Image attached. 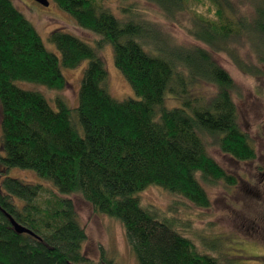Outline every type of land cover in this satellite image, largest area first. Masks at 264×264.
Listing matches in <instances>:
<instances>
[{"label":"trees","instance_id":"obj_1","mask_svg":"<svg viewBox=\"0 0 264 264\" xmlns=\"http://www.w3.org/2000/svg\"><path fill=\"white\" fill-rule=\"evenodd\" d=\"M50 1L97 39L92 46L56 29L48 40L57 56L12 0H0V169L29 170L44 182L0 180V264H91L83 252L87 234L77 196L121 223L137 264H222L176 232L164 211L143 205L139 194L158 187L181 204L208 208L206 187L236 180L208 154L207 137L236 162L256 158L239 123L234 82L212 52L244 37L264 64L262 0L253 2L258 16L251 24L237 16L231 0H145L173 21L191 2H209L205 6L216 19L196 13L189 30L204 48L171 44L136 8H124L123 18L97 0ZM107 45L136 99L118 101L108 93L100 54ZM84 61L75 108L60 97L53 107L41 93L16 84L62 91V68ZM201 83L211 88L209 95L193 93ZM168 96L183 107L166 108ZM8 216L32 235L17 233Z\"/></svg>","mask_w":264,"mask_h":264},{"label":"rangeland","instance_id":"obj_2","mask_svg":"<svg viewBox=\"0 0 264 264\" xmlns=\"http://www.w3.org/2000/svg\"><path fill=\"white\" fill-rule=\"evenodd\" d=\"M12 1L34 25L49 52L58 56L57 49L48 40L49 33L56 29L94 46L97 36L78 27L75 20L52 1L48 0V7L34 0ZM97 1L117 17H125L122 11L124 8H136L142 19L159 28L163 39L178 47H205L189 34V30L194 27L193 17L196 13L206 19H216L213 12L208 11L205 6L209 2L204 5L191 2L188 9L173 21L165 19L156 5L145 0ZM254 1L231 0L239 12L237 16L244 17L246 24H251V17L258 16L253 10ZM262 3L264 5L263 0ZM224 47L225 51L214 50L212 55L234 82L231 95L238 110L239 123L256 151V158L249 162H236L223 154L211 137H207L205 143L208 154L235 178V185L219 182L212 187H206L211 202L206 209L189 203L181 204L179 198L158 187L145 189L139 194V198L143 205L164 211L173 219L176 232L192 240L202 253L218 258L222 264H264V64L257 58L259 51L252 48L244 37L232 39ZM100 54L108 71V93L118 101L136 99L128 82L114 65L111 46H105L100 50ZM87 64L88 61H84L75 69L62 68L67 81L62 91H51L44 86L26 82L16 84L20 88L41 93L53 107L55 99L60 97L70 108H75L81 78ZM192 91L209 95L212 90L201 83ZM165 106L168 109L183 107L182 101L173 96L166 98ZM0 156H4L2 151ZM0 170L1 181L5 177H17L25 182L44 183L29 170L11 168L7 173L3 168ZM45 186L52 189L49 183H45ZM73 199L79 220L87 234L83 252L90 263L102 264L104 258L107 261L104 264H137L121 223L96 213L80 196Z\"/></svg>","mask_w":264,"mask_h":264},{"label":"water","instance_id":"obj_3","mask_svg":"<svg viewBox=\"0 0 264 264\" xmlns=\"http://www.w3.org/2000/svg\"><path fill=\"white\" fill-rule=\"evenodd\" d=\"M34 1L41 4L42 6H45V7L49 6L48 0H34ZM8 219L17 233L19 234L26 233V234L32 235L31 231H29L28 229H26V227L17 223L11 216H8Z\"/></svg>","mask_w":264,"mask_h":264}]
</instances>
